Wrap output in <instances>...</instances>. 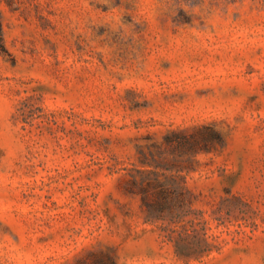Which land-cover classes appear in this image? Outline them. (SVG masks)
<instances>
[{
  "label": "rangeland",
  "instance_id": "374dc122",
  "mask_svg": "<svg viewBox=\"0 0 264 264\" xmlns=\"http://www.w3.org/2000/svg\"><path fill=\"white\" fill-rule=\"evenodd\" d=\"M0 24V264H264V0H0Z\"/></svg>",
  "mask_w": 264,
  "mask_h": 264
},
{
  "label": "trees",
  "instance_id": "16d2710c",
  "mask_svg": "<svg viewBox=\"0 0 264 264\" xmlns=\"http://www.w3.org/2000/svg\"><path fill=\"white\" fill-rule=\"evenodd\" d=\"M0 51L4 52L5 47L2 39V30L0 24ZM181 136L180 142L187 144L192 150L201 146V150L206 151L209 147L211 140L207 136L199 137L200 141L195 138L194 134H179ZM133 185V181L129 182ZM148 188L154 190L152 197H156L155 204H151L150 195L148 193ZM174 190L171 187L163 185L160 181L147 182L140 186V193L143 195V202L147 205L150 213H162L166 210L165 205L170 203L172 200ZM156 202L158 203L156 205ZM76 264H116L114 257L109 253L103 252H92L87 257L79 259Z\"/></svg>",
  "mask_w": 264,
  "mask_h": 264
}]
</instances>
